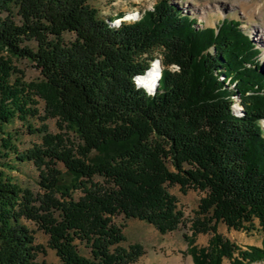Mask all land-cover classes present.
<instances>
[{"label":"trees","instance_id":"1","mask_svg":"<svg viewBox=\"0 0 264 264\" xmlns=\"http://www.w3.org/2000/svg\"><path fill=\"white\" fill-rule=\"evenodd\" d=\"M91 1L0 0V159L33 163L40 188L20 187L0 164V264H46L25 222L62 264H136L145 250L124 246L125 224L177 231L184 213L174 187L204 195L188 238L194 264L263 261L261 52L235 20L201 28L164 0L115 25ZM156 60L163 71L151 94L135 80ZM20 61L37 69L36 81ZM17 120L42 143L20 153L6 131ZM222 224L259 232L262 246L240 247ZM201 234L212 235L207 247L195 246Z\"/></svg>","mask_w":264,"mask_h":264},{"label":"rangeland","instance_id":"2","mask_svg":"<svg viewBox=\"0 0 264 264\" xmlns=\"http://www.w3.org/2000/svg\"><path fill=\"white\" fill-rule=\"evenodd\" d=\"M161 1L164 0H92L90 4L99 11L102 19L106 21L113 20L112 23L116 24V19L123 22L122 20L129 15L134 17H131L129 21L124 20L125 22L140 20L145 11L153 10ZM168 1L187 11L192 17L197 18L201 28L215 29L226 19L240 22L241 29L249 35L261 52L259 63L264 69V0ZM14 16L16 17V15ZM119 17L123 18L118 19ZM121 22L117 24L120 25ZM29 44L32 47L35 46L32 43ZM17 66L24 72L27 82L36 81L39 78V72L28 61L17 62ZM173 68L176 69L175 66ZM234 109L235 111H241V106L235 105ZM31 122L35 128H40L42 125L38 120H32ZM46 124L51 133H59L56 120L50 119ZM262 127L264 128V121L262 122ZM6 131L13 136V142L20 153H24L35 145L42 143L40 135L30 134L26 129V125L18 120L7 127ZM4 162L14 168V170L6 171V175L13 179L17 185L22 188H28L36 194L40 192L38 185L39 172L33 163L17 162L14 154L8 160L0 159V164ZM171 193L178 199V206L184 213V223L177 231L162 235L155 227L145 222L130 220L125 224L124 235L127 242L124 246L140 244L145 250L144 256L136 264H177L179 261L182 264H194V260L188 252L190 247L188 238L192 237L190 229L196 218L199 203L204 195L196 191H189L185 195L181 193L179 187L172 188ZM25 223L34 231L36 244L43 246L45 249V254H39L38 261L46 264H62L56 253L47 247L48 236L39 231L34 223ZM119 223L123 224L124 222L119 220ZM219 233L244 249L252 246H262V237L259 232L248 235L245 232L229 231L222 224L219 226ZM211 237V234L199 235L195 240V246L198 248L207 247ZM83 253L87 254V251L83 249ZM225 264H229V262L226 261ZM253 264H264V260Z\"/></svg>","mask_w":264,"mask_h":264},{"label":"bare ground","instance_id":"3","mask_svg":"<svg viewBox=\"0 0 264 264\" xmlns=\"http://www.w3.org/2000/svg\"><path fill=\"white\" fill-rule=\"evenodd\" d=\"M131 17L133 18L134 16L129 15L124 20L129 21L131 19ZM124 20H122V21H124ZM118 22H121V20H116L115 25H117ZM162 71H163L162 65L159 62H156L144 76H141L137 79L139 87H141V88L147 90L148 92H150L151 94H153L155 91H157V89L159 87V82H160ZM235 105L240 106L238 101L235 103ZM241 110H242V108H241ZM177 264H182V263L179 261V262H177Z\"/></svg>","mask_w":264,"mask_h":264},{"label":"water","instance_id":"4","mask_svg":"<svg viewBox=\"0 0 264 264\" xmlns=\"http://www.w3.org/2000/svg\"><path fill=\"white\" fill-rule=\"evenodd\" d=\"M121 24V23H120ZM118 25V24H117ZM156 62H159L160 64H161V61L160 60H157V61H155L154 63H156Z\"/></svg>","mask_w":264,"mask_h":264}]
</instances>
